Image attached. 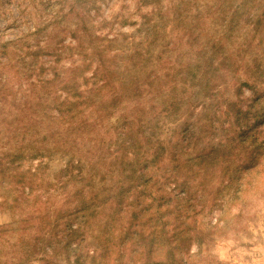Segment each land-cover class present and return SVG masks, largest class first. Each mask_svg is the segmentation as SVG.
Wrapping results in <instances>:
<instances>
[{
	"label": "rangeland",
	"instance_id": "1",
	"mask_svg": "<svg viewBox=\"0 0 264 264\" xmlns=\"http://www.w3.org/2000/svg\"><path fill=\"white\" fill-rule=\"evenodd\" d=\"M146 263L264 264V0H0V264Z\"/></svg>",
	"mask_w": 264,
	"mask_h": 264
},
{
	"label": "trees",
	"instance_id": "2",
	"mask_svg": "<svg viewBox=\"0 0 264 264\" xmlns=\"http://www.w3.org/2000/svg\"><path fill=\"white\" fill-rule=\"evenodd\" d=\"M249 167H252V165L249 166ZM245 168H247V167H245ZM182 191H184V190H182ZM182 196H185V192H184V194H183ZM179 242H180V244H181L182 246H184V244H183V240H179ZM185 251H186V249H185ZM89 259L91 260L92 258H89ZM146 264H147V263H146Z\"/></svg>",
	"mask_w": 264,
	"mask_h": 264
}]
</instances>
